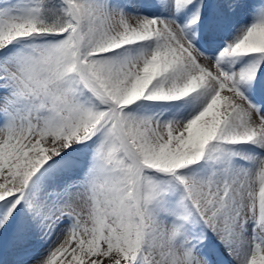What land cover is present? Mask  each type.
Returning <instances> with one entry per match:
<instances>
[{
	"label": "snow or ice",
	"instance_id": "snow-or-ice-1",
	"mask_svg": "<svg viewBox=\"0 0 264 264\" xmlns=\"http://www.w3.org/2000/svg\"><path fill=\"white\" fill-rule=\"evenodd\" d=\"M0 264H264V0H0Z\"/></svg>",
	"mask_w": 264,
	"mask_h": 264
},
{
	"label": "bare ground",
	"instance_id": "bare-ground-1",
	"mask_svg": "<svg viewBox=\"0 0 264 264\" xmlns=\"http://www.w3.org/2000/svg\"><path fill=\"white\" fill-rule=\"evenodd\" d=\"M130 22L134 23L135 21H130Z\"/></svg>",
	"mask_w": 264,
	"mask_h": 264
}]
</instances>
